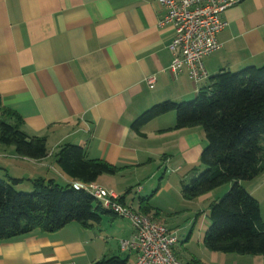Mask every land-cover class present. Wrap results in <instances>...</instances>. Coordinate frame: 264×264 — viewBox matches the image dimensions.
<instances>
[{
    "label": "crops",
    "instance_id": "crops-1",
    "mask_svg": "<svg viewBox=\"0 0 264 264\" xmlns=\"http://www.w3.org/2000/svg\"><path fill=\"white\" fill-rule=\"evenodd\" d=\"M165 14L159 0H0V120L30 137H46L49 152L34 160L0 143V179L22 180L21 190L32 189V181L40 178L69 184L57 154L75 144L86 148L89 159L118 168L96 183L139 211L148 186L154 185L153 170L168 162L166 156H178L188 170L185 177L192 180L193 169L201 168V128L173 129L175 112L139 131L132 125L160 102L196 98L222 70L264 66V0H242L222 14L228 22L218 35L222 47L203 58L208 77L199 82L186 71L175 75L170 69L175 30L160 25ZM149 76L156 77L154 88L147 83ZM149 214L165 225L154 207ZM104 216L106 227L102 218L91 227L70 223L55 232L36 229L0 241V264H92L115 255L136 264L135 251L117 250L102 239L108 224L113 228L128 220ZM134 235L133 226L121 239ZM174 252L185 264H229L227 253L187 257L177 245ZM244 256L234 264H264L261 255Z\"/></svg>",
    "mask_w": 264,
    "mask_h": 264
},
{
    "label": "trees",
    "instance_id": "trees-1",
    "mask_svg": "<svg viewBox=\"0 0 264 264\" xmlns=\"http://www.w3.org/2000/svg\"><path fill=\"white\" fill-rule=\"evenodd\" d=\"M170 112L176 114L173 129L202 126L208 142L200 157L204 170L193 169L191 183L182 190L184 198L196 199L226 184L231 186L210 207V225L204 234L206 248L264 257L261 205L242 184L264 172V66L222 70L209 78L194 100L160 102L140 115L132 127L139 131ZM0 143L13 146L19 156L29 159L41 160L49 153L46 137H30L17 125L2 120ZM57 164L71 183L61 185L40 178L32 181L31 192H23L17 188L22 180L0 179V241L36 229L55 232L70 223L91 227L106 214L116 215L84 188L76 189L74 183H96L103 174H116L117 167L89 159L86 148L75 144L61 148ZM145 200L141 212L149 213L151 206ZM120 201L125 203L121 197ZM92 264H128V259L115 255Z\"/></svg>",
    "mask_w": 264,
    "mask_h": 264
},
{
    "label": "built area",
    "instance_id": "built-area-1",
    "mask_svg": "<svg viewBox=\"0 0 264 264\" xmlns=\"http://www.w3.org/2000/svg\"><path fill=\"white\" fill-rule=\"evenodd\" d=\"M242 0H159L166 10L161 26L171 25L175 35L169 44L174 55L170 69L175 75L186 71L199 82L208 77L203 58L219 50L222 45L219 33L228 25L222 14ZM154 88L155 76L147 78ZM76 189L84 188L102 205L119 217L128 218L134 228L132 239H123L120 248L137 253L136 264H185L177 258L174 247L179 243L176 231L155 221L149 213L120 201L119 195L98 183H74Z\"/></svg>",
    "mask_w": 264,
    "mask_h": 264
},
{
    "label": "rangeland",
    "instance_id": "rangeland-1",
    "mask_svg": "<svg viewBox=\"0 0 264 264\" xmlns=\"http://www.w3.org/2000/svg\"><path fill=\"white\" fill-rule=\"evenodd\" d=\"M194 99L195 98H192L187 101H192ZM198 127L202 130L205 148L208 145L205 131L202 126ZM166 157L169 159L168 162L165 163V165H162L160 169H157L158 165H156L153 170V173L156 175L153 180L154 185L150 187L148 186L149 192L145 201L148 205L155 208L156 215L161 218L160 221L162 220L168 229L177 232L179 238L177 247L180 250L181 255H185L187 257L192 255L198 258H204L205 255L207 256L208 254H212L204 244V234L210 225L208 218L210 207L214 201L224 197L231 186L230 184L221 186L212 191V196L209 197L203 195L192 200L186 199L182 194V190L185 185H189L192 181L190 178L185 177L188 175L186 174L188 170H185L184 167L186 166H182L183 162L177 158L178 156H174L172 158L169 156ZM203 170L204 169L201 167L200 171ZM145 181L146 180L141 182V185H145ZM242 184L259 200L262 210V218L264 220V172L261 173L255 180L244 181ZM109 190L115 192V190ZM22 191L31 192L32 190L26 188ZM125 192L126 191H124V193ZM130 195L133 194H127L129 197ZM103 219L104 222L102 224L106 227L107 216H103ZM123 219H127L128 221H123L121 219V221H118L117 225L113 228L110 224H108V230L105 229L101 232L103 234L102 239L104 242H109L112 247L117 250L120 246L121 240H123L121 237L128 235L133 227L132 222L128 218ZM220 254L222 255L223 253ZM227 254L229 256V264H234L235 260L244 261V258H246L244 255L238 253ZM123 257L125 256L123 255ZM128 264L130 263L128 262Z\"/></svg>",
    "mask_w": 264,
    "mask_h": 264
}]
</instances>
